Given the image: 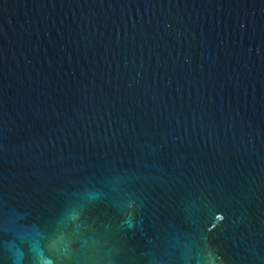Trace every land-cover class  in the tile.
Here are the masks:
<instances>
[{"label": "water", "instance_id": "obj_1", "mask_svg": "<svg viewBox=\"0 0 264 264\" xmlns=\"http://www.w3.org/2000/svg\"><path fill=\"white\" fill-rule=\"evenodd\" d=\"M0 264H264V0H0Z\"/></svg>", "mask_w": 264, "mask_h": 264}, {"label": "snow or ice", "instance_id": "obj_2", "mask_svg": "<svg viewBox=\"0 0 264 264\" xmlns=\"http://www.w3.org/2000/svg\"><path fill=\"white\" fill-rule=\"evenodd\" d=\"M87 195V194H86ZM103 208V205L101 204V202L96 199V203L95 204H91L90 205V209H89V217H91L93 214H96L97 211H99L100 209ZM72 215H71V219L72 220H77L79 219V216L77 215L78 212L82 213L83 210H81V208L79 206H74L72 208H70ZM218 219H223L222 217L218 218Z\"/></svg>", "mask_w": 264, "mask_h": 264}]
</instances>
